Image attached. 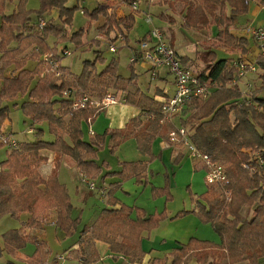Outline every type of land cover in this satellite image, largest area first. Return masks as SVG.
Masks as SVG:
<instances>
[{
	"label": "trees",
	"instance_id": "16d2710c",
	"mask_svg": "<svg viewBox=\"0 0 264 264\" xmlns=\"http://www.w3.org/2000/svg\"><path fill=\"white\" fill-rule=\"evenodd\" d=\"M16 1L17 6L9 12L10 5ZM69 1L40 0V9L31 10L26 6L27 0H0V124L3 125L10 115V107L5 102L19 96L27 97L20 106L26 117L34 124L47 123V129L36 130L34 141L21 142L2 161L0 216L10 214L18 217L21 213H29L31 218L26 226L41 228L45 215L55 210L57 227L68 236L74 235L82 218L71 217L74 207L67 186L58 179L57 169L47 179L40 174L38 166L46 160L42 150L71 157L79 171L93 180L102 174V165L96 159L98 152L104 149L107 136H111L113 141V154L124 141L134 138L138 149L153 158V141L164 132L168 134L175 126H185L190 117L198 113L199 124L194 126L191 140L203 153L226 165L231 182V187L229 184L227 187L232 200L226 202L222 195H213L208 189L198 196L196 210H182L173 217L196 214L203 223L211 224L221 242L216 244L191 238L171 253V264H191L193 260L198 264H260L264 261V168L251 173L243 165L254 163L253 156L264 158V56L258 54L252 62L261 71L257 77L260 85L257 84V89L244 90L240 83L243 78L237 77L228 59H218L217 52L213 50L230 48L241 53L248 52V40L234 36L231 30L235 19L248 13L250 0H182L186 4L185 28L217 26L221 30L215 38L207 40L210 45L204 54L206 68L197 71L201 81L212 87L211 95L188 103L174 124H161L163 104L140 88L134 67L137 63L131 65L128 78L119 73L118 60L115 59L98 70L96 62L104 60L99 55L95 60H85L80 74H73L62 65L63 74L55 77L45 73L42 61L33 70L26 68L27 60L21 56L31 47H34V55L39 59L45 53L56 52L61 43L71 41L76 47L84 44L82 39L89 33V28L82 27L71 34L67 31V27L73 26L79 8L69 6ZM103 1L92 11L82 10L83 14L90 21L105 17V23L99 27L100 35L119 32L125 35L128 42V33L136 24L137 14L131 12L126 17H118L109 11L115 0ZM254 1L264 5V0ZM54 10L58 11L60 24L49 20L39 29V25L33 23V16L39 21ZM171 22L174 23L173 20ZM51 36L57 38L53 46L48 43ZM257 46L259 49L258 43ZM181 59L185 65L191 60L189 57ZM11 65H15L14 74L7 76L6 71ZM67 90H73L77 95L82 92L98 97L110 91L116 95L125 93V101L139 107L149 118L146 122L133 118L123 129L106 130L85 140L83 123L93 121L100 112L87 108L72 110V101L64 97ZM161 93L158 91L156 94ZM241 102L243 104L239 105ZM46 133L53 135L54 139H45ZM3 146L0 141V148ZM121 166V172L109 174L117 175L124 181L135 177L137 183H142L147 164L123 162ZM170 187V175L166 172V185L153 187V192H156L155 195H166L167 200L172 201ZM119 188V183L111 185L108 204L116 206L119 203L120 208L103 209L91 225L82 228L80 247L70 252L78 261L75 264H94L100 260L96 240L109 243L114 253L129 255L132 262L140 260L145 255L141 245L143 232H151L168 218L166 211L146 217L143 210L120 203L114 196ZM188 190L194 199V193L189 187ZM245 207L252 210L253 215L244 214ZM135 210L137 217L133 219ZM3 238L9 251L21 249L28 242H38L36 237L26 234L25 227L11 229L3 234ZM168 261V258L155 259L153 264H167Z\"/></svg>",
	"mask_w": 264,
	"mask_h": 264
},
{
	"label": "crops",
	"instance_id": "0c3cea01",
	"mask_svg": "<svg viewBox=\"0 0 264 264\" xmlns=\"http://www.w3.org/2000/svg\"><path fill=\"white\" fill-rule=\"evenodd\" d=\"M93 1L97 4L104 2L103 0ZM127 1L130 2L131 6L126 5ZM159 1L165 2L155 3L157 1L152 2L151 0H115L113 2L109 11L115 13L118 17H126L131 12H135L137 14L136 24L133 30L128 33L129 41H125L124 34V41H119L123 44V47H128L131 52L132 50L137 49L139 43L149 37V32L152 27V25H150L149 18H151L152 21H154V18H159L166 24L165 28H160L165 32L170 44L179 54L178 50L181 48L183 43L180 40L175 42L174 36L177 34V27L180 25L181 27H184L182 24H184L183 16H185L186 4L182 0L171 2L166 0H158V2ZM252 1L257 3V6H253V9L251 6ZM120 2H122L120 7H116ZM84 3L85 0H77V5L74 6L82 5V13V10H84ZM40 4L41 2L39 5ZM157 5L162 8L161 11L156 14H152L150 12V10H152L151 8ZM249 5V12L247 14L238 16L235 19L234 26L231 30V33L234 36L245 37L248 40V44L246 45L248 52L241 53L239 51H232L230 48H214L213 50L217 52L218 59H228L233 55L238 56V58H252L253 61L257 59L259 54L257 41L250 34V30L252 28L248 26V17H242H246V15H248L250 12L251 14L255 15V17H257L262 12V10H264V5L254 0H250ZM134 6H137L138 8L134 9ZM178 6H183V8L178 10ZM58 16V11L56 10L52 11L51 15H46L48 18H58ZM179 19H181V23H179ZM171 20H173L174 23H172ZM92 22L94 21H89L88 23L92 24ZM96 22H99V27L102 26L105 23V17L101 16ZM145 26H147V29ZM258 27H264V22ZM68 28L70 27H67V31H69ZM207 28H209L210 32L212 33V39L215 38L221 30V28L217 26H208ZM73 32H75V30L72 29L71 33ZM114 33L119 32H113L110 35L114 36ZM132 36H134V38ZM86 39H82L84 44L77 47L76 51H101L100 46L102 42H107L100 34H97L93 40L99 41V43H97L98 47H92L90 44L86 43L89 42ZM64 48H68L67 45H65ZM69 50L72 52L70 56L76 52L74 49ZM34 52V47H31L21 56L26 58V68L29 70H33L38 65L40 59L35 57ZM180 57L184 58L190 56L180 55ZM191 61L192 60H190L189 63ZM189 63L188 66H190ZM228 64L233 67L231 60L229 63V59ZM63 66L69 68L70 72L73 74H80L73 72L69 65ZM135 66L141 69L140 71L135 67L139 86L146 94L153 96L158 101H161L164 95L170 96L174 93L175 80L167 68H161L157 73V78H152L147 64L140 62L135 64ZM14 70L15 65L13 71ZM130 75L128 77H130ZM146 77L148 78V82L144 83V79ZM244 80L245 78H243L240 82L241 87L245 86V83H243ZM259 82L260 81L258 80V83ZM251 85L253 86V82ZM245 88L247 87L245 86ZM158 91H161L162 95H157L156 93ZM117 97L119 99L117 103L112 104L105 110L101 111L100 114L93 119V121L89 120L83 123L85 140H89L90 137L95 134H102L106 130L123 129L133 118H140L143 122L148 120L149 116L146 115L139 107L131 105L125 101V93H119ZM21 99L25 101L27 97L17 98V102H14L16 105L12 107V109H17L20 107L19 103L21 102ZM28 121L30 126L29 132L32 133V135L36 133L38 128L47 129V123L34 124L30 119ZM25 123H27V121H25ZM11 125V121L7 119L2 125V130L5 133L12 135L13 138L16 139V133L14 131H10ZM167 137V132H164V135H159L153 141L152 153L154 154V157L152 158L150 155L143 154L138 149L137 141L134 138L124 141L113 154L111 153V145L113 141L111 136H107L104 149L98 152L96 159V162L102 165V174L97 179L91 180L96 187L95 190L90 189L89 184L82 180L83 174L79 171L74 159L67 155L58 154L53 151L42 150V155L45 156L46 160L38 166L40 174L45 179H47L52 174V172L57 169L58 179L61 184L67 186L71 197V202L74 207L71 212V217L76 219L81 216L82 222L79 225L76 233L74 235L68 236L63 230L57 227V212L55 210H51L45 215L41 228L26 226L28 220L31 218V214L29 213H21L18 217H13L10 214L4 215L6 217L15 218L19 221V224H17V227L9 228L3 234L11 229L25 227L26 234L36 237L38 242H28L27 245L21 249L9 251L6 248V244L2 235V239L0 240V264H52L53 260L61 254H65L67 257L65 264L77 263L78 261L73 259V257L70 255V252L80 247L79 239L82 228L85 225H91L98 218L103 209H118L121 206L119 203L116 206L108 204V192L111 190V185L116 183L120 184V188L115 192L114 196L120 201V203L143 210L146 213V217L153 215L157 216L166 211L168 218L164 221H161L159 226L154 228L151 232H143L141 245L145 255L142 259L132 262V259H130L129 255L114 253L111 250L109 243L102 240H96L95 245L98 253L100 254V260L94 264H153V260L155 259L166 258L171 259H169L167 263L171 264V253L174 252V250L178 248L180 244H187L191 238L208 240L216 244H220L221 239L219 235L213 230L211 224L203 223L196 216V214L190 213L184 217L175 219L173 218L179 211L196 210V200L199 199L198 196L208 191L209 186L207 185L201 187L199 180L196 178V175L200 173L198 171L205 172L204 166L198 162H194L191 158H189L186 154L185 148L178 146L169 147L168 139H166ZM35 138L36 136L26 142H32L35 140ZM44 138L47 140H53L54 136L46 133ZM3 147L6 148L5 151H7V155L11 149H13L6 145ZM1 149L2 148H0V151ZM7 155H5V159L7 158ZM179 156L182 157L179 161H177ZM123 162H142L147 164V170L145 172V177L142 179V183H137L135 177L124 181L117 175L109 174L121 172L123 169L121 163ZM103 163L107 165L104 166ZM166 172L170 175V192L173 196L172 201H168L166 195H155L156 192H153V187L162 188L166 185ZM196 185L200 187L201 191L196 190ZM188 187L195 194V198L193 200L189 195L190 192ZM100 190L106 191V195L100 194ZM180 196L181 200H183V204L185 205L184 209L182 210L177 209L175 204L178 197L180 199ZM4 216H0V219ZM136 217L137 210L132 213V218L136 219ZM260 264H264V262H261Z\"/></svg>",
	"mask_w": 264,
	"mask_h": 264
},
{
	"label": "built area",
	"instance_id": "2783aa9c",
	"mask_svg": "<svg viewBox=\"0 0 264 264\" xmlns=\"http://www.w3.org/2000/svg\"><path fill=\"white\" fill-rule=\"evenodd\" d=\"M151 1L155 2L158 0ZM137 8V6H134V9ZM149 21L150 25H152L149 37L142 40L137 49L132 50L130 62L132 64L140 62L147 64L152 78H157V73L161 68H167L169 73L173 75L175 80L174 93L170 96L163 97L159 102L163 104L161 124H174L175 120L181 115L188 103L197 98L205 99L209 97L212 92V87L202 82L199 73L192 69V67L183 64L180 55L170 44L165 32L161 28L155 27L151 18H149ZM42 24H44V22L41 23V25ZM250 34L256 39L259 45V55L264 56V27L253 28L250 30ZM102 38L107 40L110 45V50L114 53H117L120 48L116 45V41H124V35L122 33H117L115 38L110 34H104ZM71 54L72 52L68 49H62L60 54H56L55 52L43 54L42 63L45 73L52 74L55 77L61 76L63 74L61 70L62 58L70 56ZM232 66L235 68L239 79L244 78L250 72H256L258 70L256 63L247 61L245 58L233 60ZM64 97L72 101L71 108L74 111L87 108L95 109L96 112H101L108 106L117 103L119 100L117 95L112 92H108L103 97H98L88 93L77 95L75 91L67 90ZM242 104L243 102L239 105ZM2 129V125L0 124V141L10 148H16L18 141L14 139L12 135L5 133ZM193 134V126H175L174 129L168 132V146L185 148L189 158L196 163L202 164L206 172L205 180L208 186H227L230 180L226 168L218 161H215L209 154L203 153L197 148L191 140ZM252 160L254 163L248 162L243 165L246 170L255 173L264 168V158L256 155L253 156ZM82 180L89 184L90 189H96L89 178L83 175ZM99 193L106 195V191L104 190H100ZM225 194H229L228 199H231V192L229 190H226ZM66 261V255L61 254L53 260L52 264H65Z\"/></svg>",
	"mask_w": 264,
	"mask_h": 264
},
{
	"label": "rangeland",
	"instance_id": "374dc122",
	"mask_svg": "<svg viewBox=\"0 0 264 264\" xmlns=\"http://www.w3.org/2000/svg\"><path fill=\"white\" fill-rule=\"evenodd\" d=\"M141 1H143V0H141ZM160 2L161 1H159V2L157 1L155 3H160ZM39 3H40V0H27L26 6L28 9L38 10L41 7V4L39 5ZM17 4H18L17 1L15 3L11 4L10 5L11 7L9 8V12H11V10H13L14 6H17ZM121 4H122V2H120L119 5L116 7L119 8ZM68 5L69 6L77 5V0H70ZM97 5L98 4L96 2H94L93 0H85L83 8L87 9L89 11H92ZM126 5L131 6L129 1H127ZM81 6H79L78 10L75 13L73 26L68 28V30L70 31V34H71L72 29L77 31L82 27L89 28V33L86 34L87 36H84L83 38H85V39L87 38L86 40L89 41V42H86L87 44H90L92 47H98L97 43H99V42L93 41V39L97 36V34H100L98 32L99 31L98 28H99L100 24H99V22H96V21L92 22V24H89L88 22L90 21V19L87 18L83 13H81ZM251 6L253 9V6H257V3L252 1ZM181 8H183V6H178V10H180ZM151 9L152 10H150V12L152 14H156V13L160 12L162 8H160L159 5H157V6L152 7ZM247 17L249 19L248 26H250L252 29L253 28H259L258 26L264 22V10H262V12L257 17H255V15L251 14V12H250L248 15H246V17L243 16L242 18H247ZM32 20H33L34 24L39 25V29H42L46 25L47 21H49V20H52L56 24H60L58 18H54V17L48 18L45 16L44 19H41L38 21L37 17L33 16ZM180 20L181 19H179V23H181ZM183 20H184V16H183ZM43 22H44V24L41 25V23H43ZM154 22H155V24H154ZM179 23H178V25H179ZM153 25L155 27H159V28L160 27H162V28L166 27V24L164 22H162L159 18L158 19L154 18ZM86 26H88V27H86ZM145 28L147 29V26H145ZM174 29H175V27H174ZM176 33H177L176 36H174L175 42H178V40H180L183 43L181 45V48H179V50H178L179 54L182 56H187V55L190 56L189 58L192 61L189 63V65L192 66V69H194L195 71L197 70L199 72L203 71L206 68V61L204 58V54L208 50V47L210 45V43H207L208 42L207 40L212 39V35H211L212 33L210 32L209 28L204 26L201 28L194 27L192 29H187L185 27H181V25H180L179 27L176 28ZM116 34L117 33H114V36H113L114 38H115ZM132 37L134 38V36H132ZM56 41H57V38L54 36H51L48 39V43L50 46H53ZM65 45H67V47L71 50L74 49L76 51V49H77V47L73 44V42L70 41L67 43L59 44L58 50L55 53L60 54L61 50L65 47ZM116 45L118 47H120L118 50L119 52H117V53L112 52L110 50V45L105 41L102 42V44L100 46L101 51H98V53L95 51H92V50H87V51L77 50L72 56H66V57L62 58V65H69L73 72L81 73L82 69H83L84 61L85 60H95L97 55H99V56H102V58H104V60L103 61L98 60L96 62V67L98 70L103 69L107 65V63H110L113 59H115V60H118L119 73L125 77H128L131 74V65H133L130 62V57L132 55V52L128 47H123V44L121 42H119V40L116 41ZM228 59H229V63H230V60L231 61L237 60L238 56L233 55L232 57H230ZM39 61H42V56L39 59ZM247 61L252 62L253 59L249 58V59H247ZM134 67H136V66L134 65ZM13 68H14V65H11L7 69V71H6L7 76H11L12 74H14ZM136 69L141 71V69L139 67H136ZM259 73H261V71L259 69L255 73H248L247 77L243 81V83H245V86L247 88H245V86H243L242 88L244 90L257 89L256 83H258L257 77H258ZM146 82H148L147 77L144 79V83H146ZM252 82H253V86L251 85ZM259 84H260V82L258 83V85ZM110 92L115 93L114 91H110ZM18 98H20V96ZM14 102H17V99L5 102V105H7L11 108L10 109V115L8 118L12 123V125L10 126V131H14L16 133L15 138L17 141L25 142V141L32 139L35 136V134L32 135V133L29 132V128H30V126L28 124L29 118L26 117V115L23 113L22 109L20 107L17 109H12V107H14L16 104ZM23 102H24V100L21 99V102L19 103L20 106L22 105ZM57 106H59V105H57ZM198 116H199L198 113L193 114L190 117V120L187 123H185V125H190V127L191 126H193V127L197 126L199 124V120H197ZM25 121H27V123H25ZM19 142H18V145L16 148L19 147V145H20ZM1 148L2 149L0 151V165H1L2 161L5 159V157H6L5 155H7V151H5L6 148L5 147H1ZM219 163L222 164L226 168V165L223 162L220 161ZM226 171H227V168H226ZM198 172H200V173H198L196 175V178H197V180H199V184L201 185V187L207 186L208 184L205 180L206 173L204 171H198ZM230 184H231V182H229V186L231 187ZM195 187H196L197 191H201V189L198 185H196ZM209 189L211 190V193H213V195L214 194L222 195V197L225 198L226 202H231L232 199H228L229 194H225V191L229 190V188L227 186L224 187L223 185H215V186H209ZM189 195H190V193H189ZM194 195L195 194H193V197H194ZM190 197H191V195H190ZM175 204H176L177 209L182 210L185 207V205L183 204V200H181V196H180V199L178 197ZM244 212H245L244 214L249 213V215H253V211L250 209H247V207H245ZM17 224H19V221L16 220L15 218H12V217L10 218V217H6V216L2 217L0 219V240L2 239V235L5 231H7L11 227H17ZM12 225H16V226H12ZM52 243H55V242H52ZM43 251H44V249H43ZM262 262H264V261H262ZM191 264H198V263L195 260H193ZM240 264H247V262H242Z\"/></svg>",
	"mask_w": 264,
	"mask_h": 264
}]
</instances>
